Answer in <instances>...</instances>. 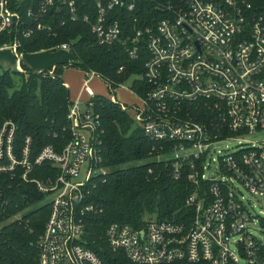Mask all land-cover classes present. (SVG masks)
<instances>
[{
  "label": "built area",
  "instance_id": "2783aa9c",
  "mask_svg": "<svg viewBox=\"0 0 264 264\" xmlns=\"http://www.w3.org/2000/svg\"><path fill=\"white\" fill-rule=\"evenodd\" d=\"M118 6L132 11L135 1L95 0L91 30L99 44L121 41L131 59H144L143 73L133 76L146 86L142 105L119 104L155 143V158L170 161L173 177L191 183L190 214L182 222L147 218L138 228L109 224L107 262L88 247L89 217L100 210L91 187L103 131L89 84L102 77L87 70V108L70 103L71 136L60 149L48 144L34 153L30 137L17 149L15 123L0 126V177L10 173L34 184L49 205L37 264H264V239L254 233L256 225L264 228V0H167L159 3L161 18L143 24L135 17L125 38L109 16ZM55 13L83 22L91 16L75 0H0V51L14 53L16 69L21 38L52 32L46 20ZM195 109L204 115H193ZM44 165L35 176V167ZM82 166L85 180H76Z\"/></svg>",
  "mask_w": 264,
  "mask_h": 264
},
{
  "label": "trees",
  "instance_id": "16d2710c",
  "mask_svg": "<svg viewBox=\"0 0 264 264\" xmlns=\"http://www.w3.org/2000/svg\"><path fill=\"white\" fill-rule=\"evenodd\" d=\"M134 1L132 11L126 6H118L109 13L110 18L120 23L123 38L133 33L135 17L143 24H151L161 18L159 3L167 0ZM75 2L90 11L89 22L73 21L70 16H57L55 13L46 20L52 24V32L34 30L31 36L22 37V50L29 52L67 43L69 65L83 72L93 70L99 73L110 84L107 85L110 91L129 76L142 74L144 59H131L121 41L110 46L98 43L90 27L96 12L95 0ZM28 22L33 23L32 20ZM120 67L123 70L119 71ZM45 70L31 71L27 78L15 70L6 69L0 74V126L5 120L15 123L17 149L26 137L31 138L34 153L48 144L60 149L71 136L67 113L72 101L62 78L63 65L52 75ZM16 77L21 84L18 90L14 88ZM132 89L142 96L145 85L134 81ZM91 102L103 131L99 138L100 155L102 166L108 172L92 179L91 201L100 210L89 217L88 247L107 262L113 255L103 238L109 224L117 222L138 228L147 218L182 222L190 214L185 200L192 186L186 176L173 177L170 161L151 158L157 153L152 152L155 143L143 134L131 114L119 103L103 97L92 98ZM204 113L205 109L193 111L197 117ZM44 168L45 165L36 166L35 176H40ZM0 186L3 189L0 198V264H37V242L48 217L49 205L34 184L10 173L0 177ZM28 204L37 206L15 221L3 222Z\"/></svg>",
  "mask_w": 264,
  "mask_h": 264
},
{
  "label": "rangeland",
  "instance_id": "374dc122",
  "mask_svg": "<svg viewBox=\"0 0 264 264\" xmlns=\"http://www.w3.org/2000/svg\"><path fill=\"white\" fill-rule=\"evenodd\" d=\"M55 46L47 49L45 48V50L40 48V50H34L29 52H24V50H22L21 48L20 49L22 53L21 61L23 62V63L21 62L20 64L21 70L14 69L16 64V58L14 56V53H12L11 50L9 49L1 50L0 74L6 69L15 70L16 72L18 73L20 72L21 74L24 75L25 78H27L31 71L37 72V70L39 69L45 70L47 67H50L52 63L59 62V64H56L55 66H51L45 71L46 72L53 71L55 73L56 69H58L60 66L63 65L64 71L62 77L68 83L66 85L67 87L70 88L71 93L75 97L73 102L79 103L81 109L85 110L87 108V101L90 99V97L87 96L83 91V85L85 81L84 72L78 69L77 67L70 66L69 64H71L70 63L71 60H69L70 58L67 56L68 52L66 50L55 49ZM133 79H134L133 75L129 76V78L124 81L123 85H119L118 83L119 86H117L113 91H110L107 87V84L104 82L102 78H100L99 76H94L93 78L90 79L89 82L92 91L95 95L92 98L103 97V98H109L111 100L113 98L116 100L115 101L116 103L120 102L124 105L132 106V107L141 106L142 105L141 97L132 89ZM16 80L17 82L14 88L18 90L19 88H21V84L18 82L19 77H16ZM112 102L114 101L112 100ZM83 134L86 137H88V131L83 132ZM259 137H264V135L261 134L259 135ZM256 138L257 137H251V136L244 137V139L246 140H253ZM228 144L230 146V149L233 150L235 148L236 142L234 140H230ZM151 158H155V156H152ZM107 172H108L107 168L102 166V163H100L98 167L97 175L104 174ZM85 176H86V167L82 166L79 176L76 178V180H85ZM242 190L246 196H250L247 192L244 191L243 188ZM36 206L37 204H33V205L28 204L24 208L17 210L13 216L4 219L3 222L8 223L15 221L17 220L18 217L23 216L29 209H32ZM254 233L259 238L264 239V228H261L260 225H256Z\"/></svg>",
  "mask_w": 264,
  "mask_h": 264
},
{
  "label": "crops",
  "instance_id": "0c3cea01",
  "mask_svg": "<svg viewBox=\"0 0 264 264\" xmlns=\"http://www.w3.org/2000/svg\"><path fill=\"white\" fill-rule=\"evenodd\" d=\"M43 50H45V49H43ZM68 52V51H67ZM67 56L69 57V55H68V53H67ZM22 62V61H21ZM23 63V62H22ZM56 64H59V62H56V63H52L51 65H50V67L51 66H55ZM16 67H17V62H16V64H15V68L14 69H16ZM50 67H47L46 69H48V68H50ZM39 71H42L41 69H39V70H37V72H39ZM63 78V77H62ZM63 81H64V84L66 85V84H68L65 80H64V78H63ZM67 86V85H66ZM68 89H69V93H70V99H71V101H73L74 99H75V97H74V95L71 93V91H70V88L68 87Z\"/></svg>",
  "mask_w": 264,
  "mask_h": 264
}]
</instances>
